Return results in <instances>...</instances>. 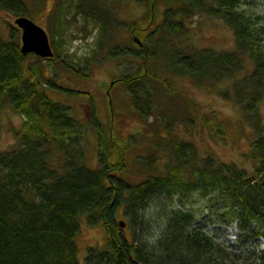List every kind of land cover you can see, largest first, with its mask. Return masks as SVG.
<instances>
[{"label":"trees","instance_id":"16d2710c","mask_svg":"<svg viewBox=\"0 0 264 264\" xmlns=\"http://www.w3.org/2000/svg\"><path fill=\"white\" fill-rule=\"evenodd\" d=\"M48 1L35 0V4L44 8ZM77 1L79 15L100 31L92 62L124 58L138 65L114 81L127 91L132 104L125 121L147 123L142 135H170L167 140L164 137L170 142L156 138L147 141V147L136 134L116 133L110 84L103 107L109 114L107 127L92 95L74 89L72 78L69 84L63 83L65 77L79 80L92 75L88 66L75 62L76 55L63 53L62 43L55 39L59 33L50 30L55 56L43 59L22 52L21 30L8 22L7 37L0 29V110L9 104L25 119L21 127H12L18 144L0 153V264H237L230 259V251L215 245L204 225L196 224L195 214L185 211L184 200L197 194L216 208L220 226H234L242 238L264 240V119L259 108L264 102V16L247 15L241 9L264 0H136L147 9L145 24L143 19L122 21L117 16L119 8L131 0H111V5L99 0L101 7L98 0ZM30 9L27 1L0 0V11L16 18H32ZM158 14L161 20L153 26ZM199 15L222 20L232 30L237 50L190 46L191 20ZM118 29L126 32L122 43L117 41ZM246 56L253 64L250 69H246ZM168 74L206 89L219 86L218 93L241 108L239 125L252 128L253 140H248L244 153L254 164L252 170L215 156L198 161L192 143L172 140L164 116L174 123L179 118L192 119L200 107L177 89ZM228 82L230 90L220 91L221 83ZM56 93L88 98L92 113L87 123L97 140L98 167L83 145L85 132L78 113ZM180 102L179 114L173 113V103ZM197 115L202 117V129L226 133V120L216 114ZM166 148L170 154H163L168 162L162 168L159 151ZM155 196L178 199L171 212L160 213L167 221L156 244L150 247L119 235L117 213L148 211ZM84 222L90 228L105 229L108 236L106 246L89 247L82 262L78 239ZM141 222L150 228L146 215ZM259 259L264 264V249Z\"/></svg>","mask_w":264,"mask_h":264},{"label":"rangeland","instance_id":"374dc122","mask_svg":"<svg viewBox=\"0 0 264 264\" xmlns=\"http://www.w3.org/2000/svg\"><path fill=\"white\" fill-rule=\"evenodd\" d=\"M27 1L32 11L33 17H29L34 22L42 26L48 33L50 40L53 32L49 33L52 29L55 31V39L62 43L63 53H70L75 56V62L78 65L90 68L91 78L82 79L75 77H65L63 83H70L72 78L73 88L74 89H83L92 95L97 103V114L101 116L104 124L109 125V114L107 110L105 111L103 107L105 106L106 99L104 94L110 84V92L112 93V103L115 108L116 115L112 120L117 123L115 129L116 133L126 134L127 136L136 134L139 137V140L142 139V144L147 146L150 140L158 138L162 141H165V144L168 137L156 135L153 138L145 137L142 135V130L145 131L148 127L147 123H140L137 120L128 119L125 121V117L131 115V106L130 99L128 97L127 91L123 86L117 87L114 81L122 75L128 72L131 67L135 69L138 65L135 63L132 65L129 59L119 58L118 59H109L106 58V61H98V63L92 62L96 60L93 58L94 50L98 46V40L100 37V31L96 27H93L94 23L90 20L85 19L84 15H79L81 11H76V6L79 2L77 0H50L46 3V6H36L35 0H23ZM97 1V0H96ZM99 1V0H98ZM57 4H56V3ZM106 2L111 5V0H106ZM100 3V1H99ZM97 5H101L97 4ZM101 7V6H100ZM159 10L162 7L158 4ZM247 15L251 16H264V1L256 2L249 5H244L241 8ZM103 12V11H100ZM157 15L154 19L153 26L157 25L160 22L161 17ZM122 21H138L143 19V23L148 22L147 9L145 5L137 3L136 0H131L127 4H123L119 8L118 15ZM14 15H9L2 13L0 11V29L5 32V37H7L9 28L6 25L8 22L15 25ZM191 40H188V44L197 49H213L215 51L221 52H234L237 50L234 34L232 30L226 26V24L220 20L215 19L209 16H196L191 20ZM156 22V23H155ZM150 28L149 24H146L145 28ZM125 26L124 28H127ZM128 29V28H127ZM120 30L117 37L119 43L124 42L121 38L126 36V32L122 29ZM58 31V32H57ZM137 37V36H136ZM121 38V39H120ZM138 38V37H137ZM125 39V38H124ZM246 69L253 67V64L249 61L246 56L245 59ZM47 65V64H46ZM168 77L174 80L175 86L181 92L183 91L185 96H188L191 99V102L195 103L200 107L199 114L205 113L206 115L219 116L218 118L226 120L229 124L226 127V133L219 132L210 133L207 129H202L204 126L202 123V117L198 119V113H193L192 119H183L179 118L177 121L169 120L167 115L164 116V120L169 122L167 125L171 129L169 133L174 135V139L177 143L178 139L185 140L194 145L195 150L198 153V161L202 160L208 156H215L216 159L224 161H232L238 164L240 167L252 170L254 167L251 159L245 158L244 153L247 150L249 145L248 140H253L251 137L252 128L246 124L240 126L243 117L242 111L239 106L234 104L233 100H226L223 96L218 93L219 86L207 87L196 86L192 81L176 77L168 74ZM106 85V86H105ZM71 86V85H70ZM220 91L230 90L229 82L222 84L220 86ZM232 88V85H231ZM108 91V93H110ZM56 93L55 95L62 100H65L66 103L70 104L78 113V117L82 121L83 130L85 132V141L84 144L87 154L92 158L93 165L98 167L97 162V151L96 145L97 140L94 134L91 133V129L88 126V117L91 116L92 108L90 106L89 100L87 97H81L80 99L69 98L65 94ZM165 97V96H164ZM233 99V98H232ZM165 102H168V98L163 99ZM179 100V99H178ZM183 104V103H182ZM181 102L178 105L173 103V113L179 114V109L182 107ZM177 106V107H176ZM184 106V104H183ZM261 116L264 119V102L259 106ZM103 109V111H102ZM171 111V112H172ZM169 112L171 115L172 113ZM175 118V117H174ZM24 117L16 113L13 106L9 104L5 106L4 109L0 110V153L9 152L14 146L18 144V141L15 138V133L12 127H21L24 123ZM85 119H87L85 121ZM162 119L163 125H165L164 120ZM194 119V120H193ZM124 121V125L122 122ZM152 118L149 119L148 123H152ZM113 122V123H114ZM161 127V123L158 124ZM240 131H243L240 134ZM166 137V140L165 138ZM171 140V141H172ZM149 141V142H147ZM179 142V141H178ZM151 143V142H150ZM148 147V146H147ZM165 147V145H164ZM169 148V147H168ZM160 161L159 164L164 168L165 164L168 162V157L163 154H170L169 149H161L160 151ZM176 201V200H175ZM166 197L155 196L153 197L147 207L148 211L139 210L136 215L133 213H127L124 209H121L116 215V222L124 221L126 222V227L119 230V235L125 237L127 240L132 241L135 239L140 244H146L150 247L154 246L156 242L161 237V229L165 227L166 221H163L161 216V211L163 213L171 212L173 208L176 207V202ZM206 199H201L197 194L191 195L188 200H184V209L185 211L193 212L196 216V224H202L206 227V232L210 233L208 235L213 239L215 245L217 243L221 244L225 248V252L232 253L236 251L237 255H232L229 253L230 259L237 264H259V254L264 249V240L263 238H242L238 230L233 227L220 226L221 216L217 212L216 208L212 206V203H206ZM148 213L152 214L151 217H148ZM168 214V213H167ZM146 215L147 224H151L150 228L146 229L144 223L141 222V219ZM134 218H137V222L134 221ZM130 220V221H129ZM151 223H150V222ZM83 231L78 239L79 245V260L84 262L85 257L87 256L89 247L99 246L105 247L107 243V234L103 228H90L85 222L83 223ZM156 233V235H155ZM217 246V245H216Z\"/></svg>","mask_w":264,"mask_h":264},{"label":"water","instance_id":"95a60500","mask_svg":"<svg viewBox=\"0 0 264 264\" xmlns=\"http://www.w3.org/2000/svg\"><path fill=\"white\" fill-rule=\"evenodd\" d=\"M15 25L21 30V50L26 54H35L43 59H53L55 54L47 31L34 22L32 19L22 16L15 19ZM134 40L142 45L140 39L134 35ZM122 228L126 227V222H119Z\"/></svg>","mask_w":264,"mask_h":264}]
</instances>
